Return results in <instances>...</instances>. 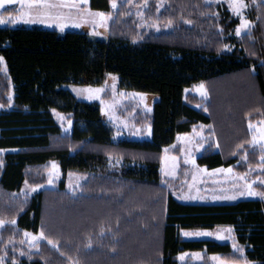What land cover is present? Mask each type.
<instances>
[{
	"label": "trees",
	"instance_id": "obj_1",
	"mask_svg": "<svg viewBox=\"0 0 264 264\" xmlns=\"http://www.w3.org/2000/svg\"><path fill=\"white\" fill-rule=\"evenodd\" d=\"M134 1L146 3L162 27H142L125 4L113 12L106 38L0 26L6 69L0 73V247L25 231L43 236L17 264H180L177 256L186 250L264 264V198L180 202L161 183L160 171L163 147L198 124L214 137L198 164L245 172L259 157L248 123L264 121V0H244L251 27L239 36L238 19L224 3ZM90 6L110 9L109 0H90ZM109 73L122 88L159 95L150 139L113 140L98 103L77 100L64 87L98 85ZM198 83L207 90L205 102L185 92ZM53 110L71 122L69 133ZM50 161L63 175L85 177L78 190L61 181L21 195L25 182L45 181ZM218 225L233 228L242 256L229 243L180 235Z\"/></svg>",
	"mask_w": 264,
	"mask_h": 264
},
{
	"label": "rangeland",
	"instance_id": "obj_2",
	"mask_svg": "<svg viewBox=\"0 0 264 264\" xmlns=\"http://www.w3.org/2000/svg\"><path fill=\"white\" fill-rule=\"evenodd\" d=\"M207 2H221L226 5L231 14L238 19V25L235 28L237 35V27L241 24V19L248 22L246 28H241L239 35L247 32L251 27V21L247 18V5L243 0V7L238 14L233 7L236 0H206ZM125 4L127 10L134 14L141 26L158 30L162 25L152 18L146 3H138L134 0H116V7L113 8L109 0L110 9L108 11L93 9L90 6V0H41L37 5L29 4L25 0L24 11L30 10L35 13H47L39 17L35 15L25 16L24 19H7L9 14L13 17L18 16L17 9L20 8L19 3H5L0 5V16L5 17L4 22H0V26L8 27H33L38 26L45 29L56 30L63 33L66 31H79L87 33L94 37L106 38L109 33L110 24L114 18L113 12L119 5ZM45 5H57L55 8H47ZM102 12L105 19L93 14ZM60 25H63L61 27ZM237 35V36H239ZM0 58H2L0 56ZM0 73L5 74V62L0 60ZM202 83L195 84L185 90L186 93L194 94L205 102L207 98V90ZM64 87L77 100L86 102H97L100 108V117L114 129L113 140L120 139L143 140L151 138L150 117L153 111L154 103L159 99V95L152 92L137 91L120 87L119 77L116 74L109 73L106 75L102 83L98 85L86 84H66ZM95 89L101 91L96 92ZM12 99V93L9 94ZM8 96V98H9ZM54 118L60 125L63 133H69L72 129L71 122L58 111L53 110ZM208 127L204 124H198L190 132L178 133L175 140L164 146L161 155V183L164 184L171 192L172 196L184 203H231L244 198H264L261 196L241 195L240 193L248 192V185L256 192H264V121L256 120L248 123V131L250 132L249 144L259 152V157L253 164L247 167L245 172H239L231 166H219L215 168H207L198 164L196 158L208 143V139L213 140L209 134H206ZM217 137V136H216ZM215 137L216 147L218 148ZM3 152V151H0ZM53 163L55 164V175L53 182L48 183L49 173L53 171ZM231 169V171H228ZM243 177V179H241ZM85 177L76 172H69L63 175L58 164L54 161L47 163L45 168V181L33 188L35 185L24 183L20 189L21 195L29 196L43 188H56L61 181L64 182L65 188L70 192L78 190L80 184ZM185 196L196 197L187 198ZM230 197L234 199L212 197ZM199 197H204L203 199ZM3 223L0 224L2 228ZM231 228L229 233L227 229ZM187 232H211L213 235H189ZM220 232L224 239H219L215 235ZM28 233L29 235H25ZM180 235L184 240H213L221 243H229L231 250L242 256L243 253L233 247L234 244L241 246L236 240L234 230L230 225H218L212 228H200L194 230H180ZM229 236L231 238H229ZM36 238L35 240L33 238ZM42 240L40 233L33 234L23 231L19 238L9 241L8 248L5 247V256L10 249L11 254L22 257L28 256L32 251L38 249V244ZM18 245L17 248H13ZM25 248V250L22 248ZM242 249V248H241ZM177 260L180 264L186 263H203V264H252L247 260L240 262L228 261L222 259L218 254L207 253L205 250L183 251L178 254Z\"/></svg>",
	"mask_w": 264,
	"mask_h": 264
},
{
	"label": "snow or ice",
	"instance_id": "obj_3",
	"mask_svg": "<svg viewBox=\"0 0 264 264\" xmlns=\"http://www.w3.org/2000/svg\"><path fill=\"white\" fill-rule=\"evenodd\" d=\"M41 2V0H28V3L31 5L33 3L35 4H39ZM111 4H112V7L115 8L116 7V0H110ZM129 2H131V0H129ZM5 3H19L20 4V8L17 9V12H18V16H15L13 17L11 14H9V17L7 19H10V20H15V19H24L25 16H28V15H35L37 17L41 16V15H46L47 13H43V12H40V13H35V12H32L31 10L29 12H25L24 11V7H25V0H0V5H3ZM45 7L47 8H55L57 7V5H45ZM233 7L235 8V11L239 14L241 9L243 7H245L244 3H243V0H236V2L233 4ZM95 16H99L102 20L105 19V14L102 13V12H97L95 14H93ZM5 20V17L3 16H0V22H4ZM189 23H191V21H188ZM170 24H172V21H169L167 24L164 25V27H168ZM61 27H63V25H60ZM248 26V22L243 20V18L241 19V24L237 27L236 31H237V35L240 34L241 32V28H246ZM225 47H227V45H225ZM0 60H2V58H0ZM201 88H203V85H201ZM96 92H99L101 91L100 89H95ZM9 103H11V97L9 96ZM2 106V105H0ZM264 138V137H262ZM264 150V149H262ZM228 171H231V169H228ZM55 175V164L53 163V171L49 173V179H48V183L51 184L53 182V176ZM241 179H243V177H241ZM162 180H163V177H162ZM36 187H40L39 185H35L33 186V188H36ZM241 195H244V194H247V195H252V196H261V197H264V192H256L255 190L252 189L251 185L249 184L248 185V192L247 193H240ZM185 199L187 198H196V197H190V196H185L184 197ZM201 199H203L204 197H199ZM213 199H217V198H228V199H234L235 197L234 196H230V197H216V196H213L212 197ZM3 221H0V224H2ZM227 231L229 233H231L232 229L229 228L227 229ZM185 236H189V235H213L214 233H211V232H201V231H195V232H187L185 231L183 233ZM25 235H29L28 233H25ZM41 236H43V233H40ZM215 235L217 236V238L219 239H224L225 237L222 236L220 234V232H216ZM229 238H231L229 236ZM34 240L36 239L35 237L33 238ZM49 244H52L53 242L51 240L48 241ZM234 248H236L238 251H243V249L239 248L238 245L234 244L233 245Z\"/></svg>",
	"mask_w": 264,
	"mask_h": 264
},
{
	"label": "crops",
	"instance_id": "obj_4",
	"mask_svg": "<svg viewBox=\"0 0 264 264\" xmlns=\"http://www.w3.org/2000/svg\"><path fill=\"white\" fill-rule=\"evenodd\" d=\"M0 229H1V227H0ZM8 245H9V241L6 242V245L0 247V264H17L19 261L18 260L19 257H15V255L10 256L9 255L10 249L7 251V254H6L7 256H5V251L3 250V248H5V247L8 248ZM23 257H25V256H22L20 258H23Z\"/></svg>",
	"mask_w": 264,
	"mask_h": 264
}]
</instances>
